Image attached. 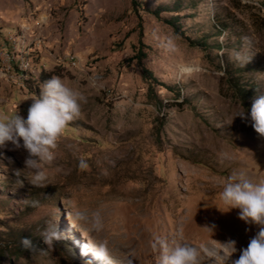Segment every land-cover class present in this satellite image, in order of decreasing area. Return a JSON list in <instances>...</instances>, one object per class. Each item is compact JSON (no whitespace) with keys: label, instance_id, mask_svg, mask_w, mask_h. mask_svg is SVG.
<instances>
[{"label":"rangeland","instance_id":"1","mask_svg":"<svg viewBox=\"0 0 264 264\" xmlns=\"http://www.w3.org/2000/svg\"><path fill=\"white\" fill-rule=\"evenodd\" d=\"M260 1L0 0V42L23 51L28 63L25 76L13 69L0 77V115L26 119L53 76L87 99L44 165L45 186L31 184L22 146H0V264H102L81 256L82 233L107 241L116 264H158L157 235L173 245L211 244L202 228L212 225V240L236 241L233 258L247 247L257 226L239 220V209L227 211L212 178L264 181V137L237 116H249L264 94V15L252 5ZM174 4L178 12L160 13L174 27L149 13ZM215 16L228 19L227 29L212 28ZM169 37H177L174 52L164 46ZM200 39L206 50L188 42ZM221 59L252 69L234 85ZM186 64L199 70L183 75ZM143 70L174 90L151 83ZM75 210L98 212L102 230L70 223ZM50 225L64 239L47 250L40 233ZM21 238L47 252L23 250Z\"/></svg>","mask_w":264,"mask_h":264},{"label":"clouds","instance_id":"2","mask_svg":"<svg viewBox=\"0 0 264 264\" xmlns=\"http://www.w3.org/2000/svg\"><path fill=\"white\" fill-rule=\"evenodd\" d=\"M176 39L169 37L166 40L164 46L167 50H177ZM179 70L183 75L191 76L199 69L186 64ZM32 100L26 119L17 111L11 116L0 115V146L8 143L17 149L22 146L28 153L24 165L25 170H29L30 182L35 187H42L48 179L44 165L54 161V149L58 141L70 122L81 115L82 103H86L87 99L79 91L67 86L60 77L53 76L42 83L40 94ZM237 116L241 119L250 118L255 133L264 137V94H258L253 99L249 116H245V111ZM79 167L86 169L87 162L80 160ZM212 179L221 189L219 199L227 211L239 209L238 219L245 224L257 226L258 231L248 241L247 247L239 249L236 258H233L237 253L235 240L221 243L211 239L215 225L202 228L211 233V244L203 243L199 247L189 243L173 245L166 237L157 235L151 242V248L157 254L158 264H264V181L253 182L245 175L235 173L226 177L214 176ZM19 183L23 186L22 180ZM33 203L35 205L38 202ZM68 217L70 223L84 222L94 232L103 228L102 217L98 212L89 214L75 210L68 213ZM82 235L87 243L81 245V256L91 253L102 264H116L107 241L91 242L87 236ZM40 236L47 250L53 248L55 242L64 239V234L56 225L43 229ZM19 243L23 250L41 254L47 252L38 250L29 238H21Z\"/></svg>","mask_w":264,"mask_h":264},{"label":"trees","instance_id":"3","mask_svg":"<svg viewBox=\"0 0 264 264\" xmlns=\"http://www.w3.org/2000/svg\"><path fill=\"white\" fill-rule=\"evenodd\" d=\"M179 9H180L179 4L172 5V8L165 7L164 5H158L154 9H150L149 10V13L152 16L156 17L157 19H159V20L165 22L166 24L174 27V23L170 19H167V18L166 19H163V18H161L160 17V13H162V12H178ZM216 19H218V17L215 16L214 19H213V21H212L213 24L211 25L214 30H218L217 32H221L222 30L227 29L228 25L226 23V20H228V19L225 18V19L220 20V21H216ZM188 42H189L190 45L197 46V47L201 48L202 50H206L208 48V46H209V45H207L205 43L204 40H201V39L199 41H190L189 40ZM214 46H215V48H219V46L217 44L214 45ZM140 58H143V55L142 54H139L137 56V59L138 60ZM251 69H252V65H250V64H247V65L242 66V67H239V68H233L231 62H229V61L227 62L226 60L221 59V67H220V70L222 71L223 75H225L226 79H228L229 81H231V84H234L235 85L237 83L235 81V79H237L238 76H240V73H242V72H244L246 70H251ZM143 74L145 76V79H148L151 83L157 84V85L165 88L168 91H173L174 90V87L165 86L162 83H158V81L154 77H152V75L149 72H147L146 70H143Z\"/></svg>","mask_w":264,"mask_h":264},{"label":"built area","instance_id":"4","mask_svg":"<svg viewBox=\"0 0 264 264\" xmlns=\"http://www.w3.org/2000/svg\"><path fill=\"white\" fill-rule=\"evenodd\" d=\"M264 15V1L255 2L252 4ZM23 51H14L13 45H5L0 42V77H5L6 74L13 71L20 76H25L28 68L26 55Z\"/></svg>","mask_w":264,"mask_h":264}]
</instances>
